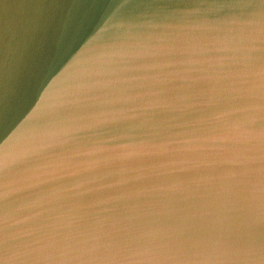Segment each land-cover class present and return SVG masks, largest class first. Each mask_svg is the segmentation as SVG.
I'll return each instance as SVG.
<instances>
[{
	"label": "water",
	"instance_id": "water-1",
	"mask_svg": "<svg viewBox=\"0 0 264 264\" xmlns=\"http://www.w3.org/2000/svg\"><path fill=\"white\" fill-rule=\"evenodd\" d=\"M0 264H264V0H0Z\"/></svg>",
	"mask_w": 264,
	"mask_h": 264
}]
</instances>
